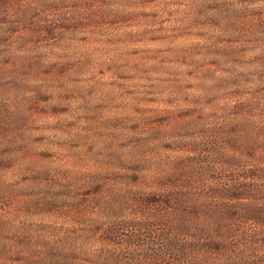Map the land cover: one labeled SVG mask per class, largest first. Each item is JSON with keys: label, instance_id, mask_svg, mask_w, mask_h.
<instances>
[{"label": "rangeland", "instance_id": "374dc122", "mask_svg": "<svg viewBox=\"0 0 264 264\" xmlns=\"http://www.w3.org/2000/svg\"><path fill=\"white\" fill-rule=\"evenodd\" d=\"M237 259L264 264V0H0V264Z\"/></svg>", "mask_w": 264, "mask_h": 264}, {"label": "trees", "instance_id": "16d2710c", "mask_svg": "<svg viewBox=\"0 0 264 264\" xmlns=\"http://www.w3.org/2000/svg\"><path fill=\"white\" fill-rule=\"evenodd\" d=\"M96 10L100 11V8H96ZM102 10H103V9H102ZM235 183H236V180L233 182V184H235ZM197 187H198V186H195V184H194L192 188H195V189L197 190ZM224 188H225V187H224ZM198 189H200V188H198ZM237 196H239V195H237ZM236 263L239 264V263H240V260L237 259V260H236ZM60 264H61V262H60Z\"/></svg>", "mask_w": 264, "mask_h": 264}]
</instances>
